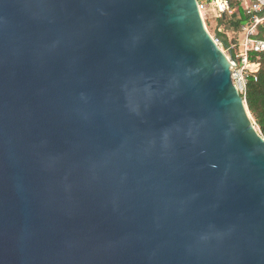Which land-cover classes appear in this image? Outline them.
I'll list each match as a JSON object with an SVG mask.
<instances>
[{"label": "water", "instance_id": "1", "mask_svg": "<svg viewBox=\"0 0 264 264\" xmlns=\"http://www.w3.org/2000/svg\"><path fill=\"white\" fill-rule=\"evenodd\" d=\"M196 0H0V264H264V138Z\"/></svg>", "mask_w": 264, "mask_h": 264}, {"label": "built area", "instance_id": "2", "mask_svg": "<svg viewBox=\"0 0 264 264\" xmlns=\"http://www.w3.org/2000/svg\"><path fill=\"white\" fill-rule=\"evenodd\" d=\"M196 1L204 21L210 19V17L217 21H228L237 11L238 7L236 5L241 7L243 14L248 18V22L240 27L238 41L233 42L230 40L229 45L222 48L232 64L230 68L232 82L244 98L247 82L250 76L256 73L260 64L251 61L250 54L264 51V40L257 37V28L264 23V0ZM215 40L221 45L218 38L215 37ZM254 78L256 77L254 76ZM256 128L260 133L257 126Z\"/></svg>", "mask_w": 264, "mask_h": 264}, {"label": "trees", "instance_id": "3", "mask_svg": "<svg viewBox=\"0 0 264 264\" xmlns=\"http://www.w3.org/2000/svg\"><path fill=\"white\" fill-rule=\"evenodd\" d=\"M236 6L238 7L237 11L229 18L227 23H225L223 30L217 31L215 35L224 48L227 47L230 42L226 31L228 30L233 33L232 35L234 37L231 41L237 42L241 25L248 22V18L243 14L241 7L239 5ZM257 37L264 40V23L258 26ZM250 59L253 62H259L260 64L256 73L250 76L247 82L244 100L252 119L264 137V51L251 53ZM254 76L256 78H254Z\"/></svg>", "mask_w": 264, "mask_h": 264}, {"label": "rangeland", "instance_id": "4", "mask_svg": "<svg viewBox=\"0 0 264 264\" xmlns=\"http://www.w3.org/2000/svg\"><path fill=\"white\" fill-rule=\"evenodd\" d=\"M210 16H211V13H210ZM205 23H206V26H207L210 34L215 38L216 32L223 30V28L225 27V23H227V21H225V20L217 21L213 17H210V19L205 20ZM226 33L228 36V40H231L234 37L232 35L233 33H231L230 31L227 30ZM238 37H240V36H238ZM220 47L224 48L222 45H220Z\"/></svg>", "mask_w": 264, "mask_h": 264}]
</instances>
